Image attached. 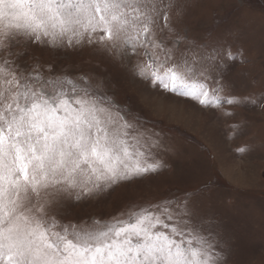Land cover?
<instances>
[{
    "label": "snow or ice",
    "instance_id": "snow-or-ice-1",
    "mask_svg": "<svg viewBox=\"0 0 264 264\" xmlns=\"http://www.w3.org/2000/svg\"><path fill=\"white\" fill-rule=\"evenodd\" d=\"M185 14V0H0V264H228L229 241L201 214L207 187L130 202L105 219L73 215L165 167L153 152L160 133L117 103L106 75L58 73L35 51L89 49L152 87L227 104L226 116L264 108V90L231 91L220 56L235 59L231 36L189 39ZM232 127L243 134V124Z\"/></svg>",
    "mask_w": 264,
    "mask_h": 264
},
{
    "label": "rangeland",
    "instance_id": "rangeland-1",
    "mask_svg": "<svg viewBox=\"0 0 264 264\" xmlns=\"http://www.w3.org/2000/svg\"><path fill=\"white\" fill-rule=\"evenodd\" d=\"M185 4L186 14L178 23L189 39L210 42L231 36L227 43L235 59L220 52L231 65V91L264 90V0ZM35 51L41 64H51L58 73L106 75L117 103L148 132L160 133L161 146L153 152L165 167L77 205L74 216L105 219L130 202L180 200L186 192L207 187L209 193L200 198L201 214L214 218L215 230L229 241L228 264H264V108L237 107L234 116H226L227 104L205 107L152 87L118 72L89 49ZM235 123L244 125L242 135H233ZM242 146L246 151H237Z\"/></svg>",
    "mask_w": 264,
    "mask_h": 264
}]
</instances>
